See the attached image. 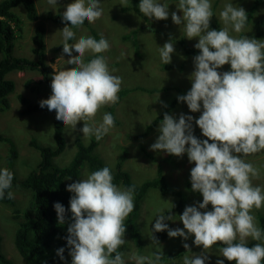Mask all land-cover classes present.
<instances>
[{
    "label": "clouds",
    "instance_id": "clouds-1",
    "mask_svg": "<svg viewBox=\"0 0 264 264\" xmlns=\"http://www.w3.org/2000/svg\"><path fill=\"white\" fill-rule=\"evenodd\" d=\"M48 2L55 5L57 0ZM138 7L150 20L169 17L168 5L156 0H140ZM177 9L183 14L171 12L173 23L184 24L186 38H198L194 47L200 50L193 57L192 86L186 94L177 95V101L186 103L192 113L203 109L195 124L207 139L194 135L192 115L181 113L177 119L165 112L157 129L159 135L150 150L177 157L187 153L189 162H195L190 170L191 190L201 193L203 199L185 206L179 216L183 228H170L165 221H175L173 215L158 210L152 233L167 231L170 238L181 237L183 241L194 234V245H202L203 251L194 257L185 256L183 264H206L210 260L207 250L217 243L224 245L220 256L228 261L261 264L264 244L248 247L245 241L248 237L261 239V230L254 224L250 211L264 206V194L259 186H252L249 178L250 174L258 176V170L242 156L264 150V41L229 35L228 25L237 33L245 28L248 17L243 7L225 5L219 16L225 27L219 30L210 29L213 17L210 0H179ZM102 13L99 0H88L87 6L85 0H73L62 13V20L71 26H81L85 20L94 23ZM62 35L63 53L70 57L67 63L77 67L55 72L52 95L39 104L41 108L55 110L57 120L75 129L78 121L91 120L101 106L118 102L122 81L109 74L103 56H96L87 64L83 62L86 51L102 53L109 49L105 38L99 41L92 37L80 38L70 45L68 41L74 38V31L65 26ZM73 50L78 55L73 56ZM174 52V44L169 39L160 49L164 65L171 63ZM225 64H230L231 70L219 72ZM113 126V116L105 113L98 127L84 123L80 131L85 138L95 135L99 140ZM12 180L11 171L0 170V199L11 188ZM112 181L111 171L105 166L92 172L86 180L66 186L73 193L67 210L72 214L71 222L64 237L71 264H125L123 254L117 249L125 242L123 221L134 209L135 185L122 191ZM7 198H14V193L8 191ZM209 204L212 210H207ZM53 207L58 223L63 225L67 219L65 207L60 202H55ZM237 235L240 242L234 243ZM153 238L156 239L154 235ZM183 247L191 250L188 243H183ZM64 252V247L56 250L61 260L65 259ZM114 252L115 257L110 258ZM156 259H160L159 254ZM131 260L145 264L148 257L133 255ZM216 264H225V261L217 259Z\"/></svg>",
    "mask_w": 264,
    "mask_h": 264
},
{
    "label": "rangeland",
    "instance_id": "rangeland-1",
    "mask_svg": "<svg viewBox=\"0 0 264 264\" xmlns=\"http://www.w3.org/2000/svg\"><path fill=\"white\" fill-rule=\"evenodd\" d=\"M254 0H210L213 17L210 18V29L219 30L224 28V23L220 20V12L225 5L232 4L234 7H243L247 11ZM39 13V22L46 26V60L55 72L69 70L76 65H69L68 54L63 53V49L57 46L64 42L62 29L67 26L61 21L49 20L46 15L49 13H63L66 6L73 0H57L55 5L49 4L48 0H35ZM157 3L168 5L169 17L166 20H150L139 11L140 0H99V6L103 13L90 27L86 24L76 26L74 40L71 44L78 42L80 38L92 37L96 33L97 41L101 37L109 42V49L102 52L109 74L121 78L120 91L128 89L123 96L118 92V102L115 104L103 105L96 115L87 121H78L73 129L71 126L64 127L66 145L64 150L52 157L51 161L57 166L68 165L77 152L75 141L81 139L85 144H89L95 135L85 138L80 131L84 123L92 126H99L103 122L105 113H110L109 107L114 105L113 118L114 126L101 139L94 153L103 162L116 168L119 160H123L122 166L131 173L132 181L140 185L147 180H152L158 176L157 164H161L160 169L164 170L167 183L172 189L185 191V206H191L197 201H202V194L191 190L190 170L195 166V162H189L187 153L182 157L170 155L165 152L150 150L159 135L157 131L162 120L143 138L136 135L145 131V127L160 112L164 106L177 97L184 95L192 86L191 73L194 71L193 57L199 53H186L181 42L185 40L187 45L196 49L194 45L198 43V38L189 40L185 36V25H176L171 19V12L175 11L182 15V11L177 9L179 0H156ZM88 0H85L87 6ZM23 19V30L16 41L14 53L16 55L37 58L33 52L32 34L36 22L30 21L26 17L23 5L15 9ZM138 10V11H137ZM264 19V4L257 9L254 14L255 19ZM229 35L233 38H243L247 36L251 39L264 41V38H257L253 34V22L245 27L240 33L235 32L231 25H228ZM156 29V30H155ZM171 39L174 44L175 52L171 54L172 61L163 64L160 57V49ZM214 50V49H211ZM264 50V49H262ZM91 50L85 52L83 62L87 64L91 60H86L87 55H93ZM73 56L78 55L75 50ZM97 56V55H96ZM95 56V57H96ZM94 57V58H95ZM166 65L170 67L167 68ZM230 64L223 65L219 72L230 71ZM15 82V89L8 95L10 107L1 110L0 107V134L5 138L0 140V169L6 168L13 173L16 179L12 182L10 191L14 193L13 203H5L0 200V236L1 250L9 260V264H25L23 256L19 253L15 244V234L19 227L22 217H15V209L20 213L29 209L32 192L29 187L20 183L41 161L40 146L53 147L54 144V120L55 110L49 111L48 108L39 109L31 113L22 112L25 104L19 99V95L26 96L29 102L39 103L42 99H47L52 95L51 83L43 79L38 70L15 71L7 75ZM34 89V90H33ZM201 108V112H202ZM201 112H190L184 102L177 103L169 112L170 115L179 118L181 113L192 115L194 135L203 140L202 130L195 124ZM6 138L9 140L7 141ZM31 141L32 144H31ZM187 147V145H186ZM14 149L16 155L10 151ZM151 156H147V152ZM240 155V154H237ZM246 163L258 170V176L250 174V181L253 187L259 186L264 194V150L247 156H242ZM88 166L84 165L81 169L83 174L79 177H72L66 180V185L86 180L91 174ZM120 190H127L124 185H116ZM73 195V193H71ZM186 195V194H185ZM178 198L170 195H162L159 188L152 187L145 195L139 216L137 217L140 232L142 234L143 245L138 248L133 240L124 235V244L120 246V252L125 264H135L131 260L133 255L148 257L151 264H180L185 256L194 257L201 255L203 246L194 245V234L187 241L181 237L170 238L169 236L162 242L152 241V224L156 219L158 210L170 212L175 221H171V228H183L179 216L182 214L175 209ZM207 210H212L209 204ZM201 211H204L201 209ZM250 215L254 217V224L260 229L259 218L264 215V206L259 209L253 207ZM185 231H187L185 229ZM236 241L240 242L237 235ZM253 241L251 237L246 238V243ZM183 243H188L191 250H186L184 255L175 257L170 261L156 259L159 254L160 259L169 253H175L183 247ZM264 244V238L258 243ZM224 247L222 243H217L207 250L210 260L206 264H216L217 259H223L225 264H234L235 261H228L221 257L220 249ZM220 256V257H219ZM72 257L66 256L64 264H71Z\"/></svg>",
    "mask_w": 264,
    "mask_h": 264
},
{
    "label": "trees",
    "instance_id": "trees-1",
    "mask_svg": "<svg viewBox=\"0 0 264 264\" xmlns=\"http://www.w3.org/2000/svg\"><path fill=\"white\" fill-rule=\"evenodd\" d=\"M264 0H254L251 7L247 12V22L245 27H248L253 22V34L257 38H264V19H255L254 14L262 5ZM19 5H23L26 17L28 20L36 22L34 32L32 34L33 52L37 58H30L27 56L16 55L14 53L17 39L20 37L23 30V19L19 13L15 10ZM138 11V10H137ZM46 18L54 21H61L65 23L75 33L76 26H71L70 22L62 20V13H49ZM84 24L90 27V23L85 20ZM156 30V29H155ZM95 38L98 39V35L94 33ZM46 26L39 22V13L36 7L35 0H0V107L1 110L10 107V100L8 95L15 89V82L13 79L8 78L7 75L15 71L24 70H38L45 81L52 82L53 68L47 63L46 60ZM71 39L68 43L71 45ZM59 44L57 49H63V44ZM186 53H199L200 50L193 49L187 45L185 40L181 42ZM211 50V49H210ZM264 51V50H262ZM101 55V53H94L93 55H87L86 60H92L95 56ZM169 68V65H166ZM34 90V89H33ZM128 89L120 91L123 96ZM19 99L26 106L22 112L31 113L33 111L47 108L40 107L38 103H30L26 96L20 94ZM177 103V97L169 101L164 110L160 112L149 124L146 125L145 131L136 135L137 138H143L163 119L165 112H169L173 109ZM114 105L109 107V111L113 116ZM64 124L62 121L54 120V146H40L38 143L34 144L40 149L42 159L36 165L35 168L21 180L20 183L26 187H29L32 192L30 207L20 213L18 209H15V217H22L19 227L15 234V244L19 253L23 256L25 264H64V260H61L56 254L58 248L64 247V257L68 255L67 241L64 239L68 235L67 227L71 222V212L67 211L70 208V197L72 194L66 190V180L72 177H79L83 174L81 169L84 165L88 166L89 172L102 169L107 166L103 160L94 153L98 141L93 139L89 144H85L81 139L77 138L75 144L77 145V152L72 161L66 166L54 165L51 161L52 157L60 154L66 145V137L64 135ZM5 139L0 134V140ZM204 139H207L205 137ZM7 141H9L6 138ZM33 141H31L32 144ZM211 142V141H209ZM13 156L16 155V151L12 149L10 151ZM147 152V151H145ZM147 156L150 157L151 153L147 152ZM123 160H119L116 168L112 169L107 166L113 176L112 183L114 185H124L126 189L135 185L133 193V211L123 221L126 227L125 235L131 238L134 244L140 249L143 245L142 234L138 225L137 217L141 211V205L145 195L148 191L154 187L159 188L162 195H170L178 198L175 209L183 213L185 208V196L187 193L183 190L172 189L167 183V179L164 175V170L160 169L161 164H157L156 172L158 176L152 180H147L140 185L135 184L132 181L131 173L122 166ZM6 169V168H3ZM0 169V170H3ZM16 179L13 177V181ZM11 189V188H10ZM10 189L5 190V196L0 199L5 203H13V198H7V192ZM186 194V195H185ZM55 202H60L66 209V222L61 225L57 220V213L53 207ZM165 214H170L166 212ZM261 239L253 240L246 243L248 247H252L258 244L264 238V215L259 218ZM155 221L152 225H154ZM171 228V221H165ZM153 235L156 239L153 238ZM168 237L167 231L152 233V241L162 242ZM1 236H0V264H9V260L5 257L1 250ZM239 243V241H234ZM120 252V248L117 249ZM186 252L185 248H179L175 253H169L162 256L159 259L161 261H170L175 257H180ZM116 253H112L110 258H114ZM226 263V261H225ZM145 264H151L149 260L145 261ZM180 264H183L181 262ZM235 264V262H234ZM264 264V260L261 261Z\"/></svg>",
    "mask_w": 264,
    "mask_h": 264
},
{
    "label": "bare ground",
    "instance_id": "bare-ground-1",
    "mask_svg": "<svg viewBox=\"0 0 264 264\" xmlns=\"http://www.w3.org/2000/svg\"><path fill=\"white\" fill-rule=\"evenodd\" d=\"M220 257V256H219ZM222 257V256H221Z\"/></svg>",
    "mask_w": 264,
    "mask_h": 264
}]
</instances>
